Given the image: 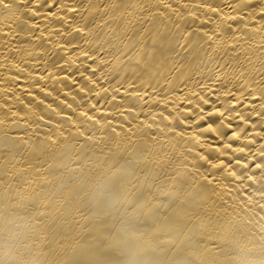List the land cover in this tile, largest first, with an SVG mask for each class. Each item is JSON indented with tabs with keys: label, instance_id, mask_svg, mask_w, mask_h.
<instances>
[{
	"label": "bare ground",
	"instance_id": "6f19581e",
	"mask_svg": "<svg viewBox=\"0 0 264 264\" xmlns=\"http://www.w3.org/2000/svg\"><path fill=\"white\" fill-rule=\"evenodd\" d=\"M264 264V0H0V259Z\"/></svg>",
	"mask_w": 264,
	"mask_h": 264
},
{
	"label": "clouds",
	"instance_id": "9594fccd",
	"mask_svg": "<svg viewBox=\"0 0 264 264\" xmlns=\"http://www.w3.org/2000/svg\"><path fill=\"white\" fill-rule=\"evenodd\" d=\"M20 237L19 232L9 237L5 248V258L0 259V264H28L27 259L22 258L23 243Z\"/></svg>",
	"mask_w": 264,
	"mask_h": 264
}]
</instances>
